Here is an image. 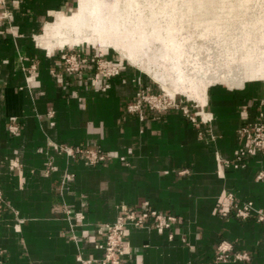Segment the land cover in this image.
<instances>
[{
  "label": "crops",
  "instance_id": "0c3cea01",
  "mask_svg": "<svg viewBox=\"0 0 264 264\" xmlns=\"http://www.w3.org/2000/svg\"><path fill=\"white\" fill-rule=\"evenodd\" d=\"M70 1L7 0L11 17L0 22V264H100L99 230L124 206L178 223L164 232L129 227L122 264H264V181L256 178L264 153L245 167L223 163L237 156L240 127L264 112V85H213L208 102L197 101L211 118L199 125L173 108L141 118L127 104L139 81L154 86L143 73L112 57L122 65L115 77L93 67L71 74L60 47L38 43ZM66 145L106 159L91 164L61 150ZM247 201L255 211L237 217L234 205ZM222 241L250 258L216 262Z\"/></svg>",
  "mask_w": 264,
  "mask_h": 264
},
{
  "label": "bare ground",
  "instance_id": "6f19581e",
  "mask_svg": "<svg viewBox=\"0 0 264 264\" xmlns=\"http://www.w3.org/2000/svg\"><path fill=\"white\" fill-rule=\"evenodd\" d=\"M174 2L176 1L79 0L76 11L70 15H62L56 23L49 26L40 44L47 48L56 43L61 48L68 45H98L115 50L134 65L138 64L143 55L146 56L144 59L148 56L155 64H148L146 69L154 74L156 81H160L169 93L174 96L177 90L206 103L215 78L208 77L206 71H203L205 76L197 78L196 75L204 65L197 58H191V52L188 53L186 41L191 36L182 22L176 20L179 9ZM199 9L196 10L203 14L205 8ZM189 11L195 10L190 6ZM219 19L217 17L210 22L206 21L208 24L205 22L207 27L203 33H223ZM256 24L243 20L238 27L226 29L234 38V50L247 48L253 33L257 31ZM260 31L264 34V27ZM153 48L154 53L151 52ZM257 48L256 44L242 57L250 70L245 74L249 82L261 80L263 76L264 69L256 52L259 50Z\"/></svg>",
  "mask_w": 264,
  "mask_h": 264
},
{
  "label": "built area",
  "instance_id": "2783aa9c",
  "mask_svg": "<svg viewBox=\"0 0 264 264\" xmlns=\"http://www.w3.org/2000/svg\"><path fill=\"white\" fill-rule=\"evenodd\" d=\"M7 0H0V22L2 18L11 17V13L5 8ZM61 58L64 63L66 72L71 74H81L87 68L93 67L98 73L106 78H112L121 73L122 65L119 62L105 58L99 53L89 55L81 49V46H73L69 48L60 49ZM36 70V64L33 63L29 69V80ZM264 104V99L262 101ZM192 107L198 108L192 111ZM181 110L190 121L196 125L201 122H209L210 117H205L204 110L200 107L199 103L185 99L183 97H172L167 94L163 89H158L156 86L143 85L139 81L138 86L134 93V98L127 104V110L132 114H138L141 118L145 110L153 112H164L169 109ZM10 132L17 133L18 127L16 124L9 126ZM239 138L241 145L239 147L237 156L234 160L223 161L226 166L245 167L247 161L257 154L264 153V112L260 111L256 118L247 124L240 127ZM61 150L65 151L70 156L79 155L87 162L94 164L104 161L106 156L93 149L72 148L71 146H61ZM69 175L66 176V179ZM257 180L264 181V170L257 174ZM230 202L234 201V196L230 193L228 195ZM4 201L3 192L0 189V202ZM252 211H255L254 203L247 201L242 204L234 205V212L237 217L242 219L248 218ZM223 215H228V211L221 210ZM258 220L264 221V213L258 211ZM178 223V218L172 214L155 209H141L134 207H122L114 222L104 224L100 228L106 231L105 241L98 244L97 247L103 250V256L99 260L100 264H122V252L124 247V236L129 227L145 228L154 227L159 232L171 230ZM173 233L170 237L173 238ZM249 254L246 252H234L232 245L226 241L220 242L216 247L215 261L227 262L248 260ZM85 263L92 262L91 260H83Z\"/></svg>",
  "mask_w": 264,
  "mask_h": 264
},
{
  "label": "rangeland",
  "instance_id": "374dc122",
  "mask_svg": "<svg viewBox=\"0 0 264 264\" xmlns=\"http://www.w3.org/2000/svg\"><path fill=\"white\" fill-rule=\"evenodd\" d=\"M178 9L179 13L177 14L176 20L182 22L184 28L188 30L191 36V39L187 40V49L188 53L191 52V58H197L200 61L204 68L201 69V72L197 74V78L205 76L203 71H206L208 77L210 76L213 79L214 83L211 85H227L232 88H241L249 81L246 80V71H250L248 68V64L242 59V57L250 51V48L257 44L259 50H257V54L259 55L263 69H264V34L260 31L262 27H264V0H173ZM162 2V1H161ZM79 0H71L70 4H68L67 8L63 9L62 12L58 13L55 16V19H52V24L56 23L62 15H70L72 12L77 10ZM146 4V1H144ZM173 3V2H171ZM170 4V3H169ZM195 11H189V7ZM252 6V7H251ZM203 7V14L197 11L196 9ZM200 10V9H199ZM191 15V16H190ZM190 16V17H189ZM220 18V27H222L223 33L213 34L207 33L204 34V30H206L207 25H205L206 21H211L214 18ZM243 20H248L253 23H257L258 26L257 31L253 33L251 38V42L247 44V48H243L241 50H234V38L231 33L227 32L226 29L238 27L239 23ZM208 24V22H206ZM48 25L43 32L47 33L49 26ZM39 36L38 43H40L41 38ZM242 39H240L241 42ZM239 42V43H240ZM241 44V43H240ZM41 45V44H40ZM55 47H60L57 43L54 45ZM75 46V45H74ZM77 46V45H76ZM79 46H85L86 48H90L99 54H104L105 58H118L123 60L131 68H134L138 72L143 73L147 78H149L154 86L158 89H163L167 94L173 96L169 91L163 86L160 81H156L157 79L154 77L153 73H149L148 69H146L148 64H155V61L151 58L144 59V55L141 59L138 60V64H131L127 59L123 58L118 52L111 48H101L98 45H88L82 44ZM194 46L195 48H192ZM41 47H45L41 45ZM71 45L62 47L69 48ZM58 48L57 50H60ZM154 48L151 50L152 53ZM235 53V54H234ZM189 55V54H188ZM236 55V57L234 56ZM145 62H143V60ZM148 60H150L148 62ZM141 61V62H140ZM146 66H145V65ZM142 66V67H141ZM161 66V65H160ZM142 69V70H141ZM153 74V75H152ZM263 76L261 80L253 81L254 83L264 85V70ZM154 79H152L151 77ZM210 87V88H211ZM183 97L185 99L193 100L195 102L199 101L196 97H190L187 94L181 93L180 91H175L174 96ZM200 102V101H199ZM197 102V103H199Z\"/></svg>",
  "mask_w": 264,
  "mask_h": 264
}]
</instances>
